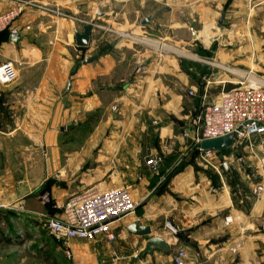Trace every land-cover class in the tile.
Returning <instances> with one entry per match:
<instances>
[{
	"label": "crops",
	"instance_id": "obj_1",
	"mask_svg": "<svg viewBox=\"0 0 264 264\" xmlns=\"http://www.w3.org/2000/svg\"><path fill=\"white\" fill-rule=\"evenodd\" d=\"M31 1L39 9L31 7L14 25L21 42L13 43L9 30L0 33V66L12 62L17 74L13 82L0 84V143L25 135L39 141L46 127L53 142L46 171L63 174L57 184L68 190L65 202L96 186L127 188L139 203L133 216L113 225L121 235L115 243L104 236L72 240L75 261L172 264L176 250L187 248L199 254V264H264V198L251 196L253 185L264 182V135L241 144L238 154L235 147L222 153L221 174L206 169L196 152L177 166L191 144L183 133L193 128L202 105L225 91L220 81L234 86L237 80L222 67L232 73L264 72V0ZM14 3L0 0V13ZM147 18L150 24L142 25ZM92 21L112 31L95 27L89 47H77L74 32ZM131 28L153 41L187 46L210 62L189 63L147 48L137 53L132 46L134 54L127 61L109 36L116 35L113 29ZM90 58L95 60L84 64ZM141 64L146 70L137 73ZM37 70L36 85L16 84ZM210 77L215 83L205 99L204 80ZM57 139L65 147L79 145L60 156ZM2 150L0 145V156ZM154 156L163 158L157 173L145 165ZM16 196L8 198L0 185V217L9 215L3 212L8 203L30 198ZM10 214L23 222L25 214ZM169 220L184 241L166 230ZM131 223L150 227L152 236L165 239L171 251L146 254L148 238L128 234ZM8 242L0 229V246ZM51 245L65 254L62 242Z\"/></svg>",
	"mask_w": 264,
	"mask_h": 264
},
{
	"label": "built area",
	"instance_id": "obj_2",
	"mask_svg": "<svg viewBox=\"0 0 264 264\" xmlns=\"http://www.w3.org/2000/svg\"><path fill=\"white\" fill-rule=\"evenodd\" d=\"M14 5L7 11L0 13V33L9 30L13 35L18 34L15 23L27 13L28 9L38 5L31 0H13ZM59 16L58 11L53 12ZM106 32L112 29L96 25ZM28 29V28H27ZM117 47L124 42L150 46L151 40L146 36L134 35L132 32H116ZM160 43V42H158ZM223 71L237 77L234 88L220 93L218 100L206 102L202 105L200 113L192 122L193 128L185 130L183 138L190 140L187 152L177 162L182 163L190 152L198 154L199 162L209 170L218 174L223 172L224 158L220 151H204L200 145L204 141L216 140L233 136V146L249 143L256 136L264 135V72L252 69L232 73L222 67ZM146 66L141 64L137 73H144ZM17 77L15 66L12 62L0 66V84L13 82ZM203 97L206 99L215 80L205 78ZM222 87L225 81H220ZM189 96L194 92L189 91ZM170 150L169 144H164ZM163 162L161 156L146 159L145 165L157 173ZM251 196L255 200L264 198V182L255 183L251 188ZM139 207L126 188L102 190L96 186L88 187L71 195L62 207V215L48 221L47 229L57 241L63 243L65 253L69 259L73 258L70 242L74 239L93 240L104 236L109 243H115L121 235L115 233L113 225L133 216ZM172 264H199V254L187 248H178L172 255Z\"/></svg>",
	"mask_w": 264,
	"mask_h": 264
},
{
	"label": "rangeland",
	"instance_id": "obj_3",
	"mask_svg": "<svg viewBox=\"0 0 264 264\" xmlns=\"http://www.w3.org/2000/svg\"><path fill=\"white\" fill-rule=\"evenodd\" d=\"M113 31L115 33L132 32L134 35L136 34L132 28L124 31H115L113 29ZM109 39L114 42L117 36L112 33ZM151 42H160L166 48L168 47L169 50L161 51L160 49H154V46L152 48L131 42H124L121 44L122 47L119 50L127 61L134 54L132 52L134 50H129V47L132 46L137 53L145 52L147 48L156 51L158 54H168L175 59L189 63L199 61L201 62L200 64L206 65L210 62L201 58V54L195 53L187 46H179L169 40H151ZM158 48L161 47L159 46ZM176 50L183 54H178ZM188 56L195 57L196 59L189 58ZM139 64L136 63L130 66L131 72H129V75H131L132 71H135L136 66ZM223 67L229 69L228 67ZM38 73H40L39 70L34 73L25 74L23 80L21 79L22 81L16 82V84L23 82V84L36 85ZM46 130L47 128L44 127L43 132L41 131L39 141H28V136L25 135L24 137H18L16 140L0 143L3 147L0 156V185L6 191L8 198L17 195L16 197L19 199L20 197L30 195L29 202L25 199L23 204L18 203L17 205L15 200L8 203L3 212L9 213V215L0 217V229L9 238L8 243H3L0 246V264H80L77 262L78 260L75 261L74 255L72 259H69L66 253L63 254V251L62 254L55 252L51 245L52 242L58 243L60 241H57L50 234L47 224L48 221L62 215V207L65 204L64 196L68 190L57 184L58 179H62L63 174L48 173L46 171L47 162L51 155L50 146L53 148V142L48 141V136L45 135L47 134ZM49 130L51 129H48V132ZM55 143L56 153H59L60 156L63 155V151L66 148L67 150L75 149L79 145L76 142L72 146L68 145L65 147L64 142L59 139ZM234 150L238 154L239 147H235ZM60 197L62 201L59 200ZM10 213L25 214L22 218L23 222L16 219V216ZM108 264H118V262H113L109 259Z\"/></svg>",
	"mask_w": 264,
	"mask_h": 264
},
{
	"label": "water",
	"instance_id": "obj_4",
	"mask_svg": "<svg viewBox=\"0 0 264 264\" xmlns=\"http://www.w3.org/2000/svg\"><path fill=\"white\" fill-rule=\"evenodd\" d=\"M97 16L101 17L102 14L98 13ZM150 20H151L150 18L144 19L143 21H141V24L142 25H149ZM96 25H98L97 22L92 21V22H89L86 25H84L82 27L81 31L76 30L74 32L75 43H76L77 47H79V48H88L89 47V44L91 41V36H92V30L96 27ZM10 39L13 43L18 45L21 42L22 38H21L20 34H14L11 36ZM150 47L153 48L152 45H150ZM155 48L159 50V48L154 47V49ZM161 51H163V50H161ZM94 60H95V58H90V59L84 61V64H89V63L93 62ZM69 128L70 127H68V129ZM233 141H234L233 136H227V137L216 139V140L204 141L201 143L200 147L204 151H210V150L225 151V150L232 148ZM225 169L227 171H229V168L227 165H225ZM165 228L174 239H176L177 241H184V237H183L182 232H180L176 228L173 221L169 220L166 223ZM126 231L128 232V234L136 236V237L148 238V242L146 244V254H151L154 249H158V250H161V251H164L167 253L171 251V247L165 239H163L162 237H157V236L153 237L152 236V230L148 226L139 225L137 223H131L130 225H128L126 227Z\"/></svg>",
	"mask_w": 264,
	"mask_h": 264
},
{
	"label": "trees",
	"instance_id": "obj_5",
	"mask_svg": "<svg viewBox=\"0 0 264 264\" xmlns=\"http://www.w3.org/2000/svg\"><path fill=\"white\" fill-rule=\"evenodd\" d=\"M232 88H234V86L233 85H226V87L224 88V90L225 91H229V90H231ZM227 151L225 150V151H220V153L222 154H224V153H226ZM3 236V235H2ZM5 239V241H7V239L6 238H4Z\"/></svg>",
	"mask_w": 264,
	"mask_h": 264
},
{
	"label": "bare ground",
	"instance_id": "obj_6",
	"mask_svg": "<svg viewBox=\"0 0 264 264\" xmlns=\"http://www.w3.org/2000/svg\"><path fill=\"white\" fill-rule=\"evenodd\" d=\"M152 44H153V45H156V46H158V47L160 46L162 49H167V50H169L168 47L166 48L165 45H162V44H160V43H156V42L153 43V42H152ZM176 52L179 53V54H183L182 52H178L177 50H176ZM235 71H236V70H235ZM238 72H239V71H238ZM236 73H237V72H236Z\"/></svg>",
	"mask_w": 264,
	"mask_h": 264
}]
</instances>
